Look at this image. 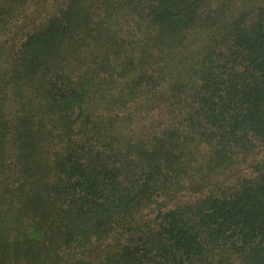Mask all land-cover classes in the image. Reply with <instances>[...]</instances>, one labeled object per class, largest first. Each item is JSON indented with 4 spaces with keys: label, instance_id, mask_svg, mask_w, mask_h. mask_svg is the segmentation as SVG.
<instances>
[{
    "label": "trees",
    "instance_id": "16d2710c",
    "mask_svg": "<svg viewBox=\"0 0 264 264\" xmlns=\"http://www.w3.org/2000/svg\"><path fill=\"white\" fill-rule=\"evenodd\" d=\"M0 264H264V0H0Z\"/></svg>",
    "mask_w": 264,
    "mask_h": 264
}]
</instances>
